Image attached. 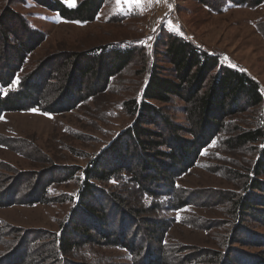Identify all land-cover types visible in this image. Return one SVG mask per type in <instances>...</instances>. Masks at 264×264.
I'll return each mask as SVG.
<instances>
[{"label": "rangeland", "instance_id": "obj_1", "mask_svg": "<svg viewBox=\"0 0 264 264\" xmlns=\"http://www.w3.org/2000/svg\"><path fill=\"white\" fill-rule=\"evenodd\" d=\"M62 1L71 6L67 0ZM79 1L74 0V6ZM219 2L104 0L94 20L79 22L62 18L36 0H0V11L9 6L42 32V39H37L16 78L27 77L36 70L43 72L42 94L49 98L55 93L54 84L59 82L61 88L70 70L77 78L69 90L73 95H82L71 106L67 104L68 97L57 101L60 104L51 113L18 109L0 115V261L135 264L133 254L127 250L102 244L85 243L66 253L60 252L55 259L48 254L57 247L56 234L74 205L80 170L73 172L108 150L110 143L136 120L127 111L128 101L141 97L153 64L168 66L160 53L167 33L182 34L217 54L223 63L246 71L258 81L264 94V1L257 6H233L226 2L221 4V11L215 9ZM117 42H130L133 52L105 88H96L97 84L103 85L101 79L106 68L105 62L91 56L92 49ZM1 43L0 40V48ZM7 56L0 49V67H4L2 59ZM94 59L99 62L97 69L91 71L90 66L96 67ZM98 69L99 73H95ZM66 91L63 89L59 96H54L63 98L70 92L65 94ZM153 102L163 106L170 122L182 127L180 136L189 138L188 129L194 117L184 108L190 104L178 97L167 103ZM259 107L261 113L264 99ZM254 114L248 111L227 119L230 123L226 130L202 151L193 167L177 177L176 199L157 195L146 197L141 206L130 202L137 208L143 207L145 212L135 227L143 239L145 224L158 222L160 240L152 245L161 242L158 246L165 247L168 255L155 264H252L253 259L264 257V218L238 217L237 220L231 207L234 195L241 191L240 178L233 172H242V166L251 163L256 152L252 146L232 148L230 142H223L232 134L233 126L248 127ZM163 126L161 121L149 125L167 135ZM98 182L103 187L107 185L110 191L126 195V199L135 196L131 186L118 179ZM43 191L47 201L32 198L39 197ZM178 196L184 204L176 202ZM12 201L17 202L12 204ZM109 210L113 222L130 223L126 218L128 212H117L111 207ZM75 220L67 219L69 227L77 226ZM39 252L45 255L43 260Z\"/></svg>", "mask_w": 264, "mask_h": 264}, {"label": "trees", "instance_id": "obj_2", "mask_svg": "<svg viewBox=\"0 0 264 264\" xmlns=\"http://www.w3.org/2000/svg\"><path fill=\"white\" fill-rule=\"evenodd\" d=\"M36 1L64 19L79 22L94 20L104 2V0H81L71 7L62 0ZM205 1L209 3V0ZM263 1L220 0V6H216L215 9L223 10L222 5L226 2L233 6H257ZM41 33L11 7L5 6L0 11L2 42L0 49L9 54L7 59H2L4 67H0V115L18 109H39L44 113H51L52 108L58 107L60 104L58 102H62L61 99L68 97L67 104L71 106L82 96L73 95L69 90L77 78L70 70L61 88L59 82L54 84L55 93L49 98L48 95L42 94L43 72L38 73L39 70H36L27 77L16 78L19 67L33 51L38 40L42 39ZM166 38L163 42L164 50L160 53L163 62L168 66L153 64L142 87L141 97L131 98L128 101L127 111L130 115H135L136 120L121 132L114 143H110L111 147L108 150L73 172L75 174L80 170L78 171L80 184L73 198L74 205L69 216L56 234L57 247L52 254H48L52 258L58 257L60 252L66 253L85 243H91L127 250L133 254L135 264L161 262L168 255L167 249L158 246L161 242L152 245L153 241L160 240L157 232L158 222L149 226L145 224L142 231L147 238L143 239L140 236L141 231L135 232V227L137 219L145 212L143 207L137 208L130 202L141 206L145 204L146 197L157 195L158 198L166 199V196L170 195L176 199L177 177L193 167L202 151L217 138L219 133L226 130V126L230 123L227 121L228 118L248 111L255 112L250 125L243 129L240 125L233 126L232 134L223 141L226 144L230 142L232 148L236 145L244 146L246 149L252 146L256 152L253 161L242 166V172H233L234 174L236 172L241 180V183L239 180L241 191L238 195L233 194L231 207L233 216L237 220L238 217L264 218V178H262L264 176V110L259 112L264 94L260 84L246 71L223 63L217 54L201 48L182 34L169 32ZM133 49L134 46L130 42L108 43L92 49L91 56L100 58L105 62L103 65L106 68L101 79L104 83L97 84L96 88L97 86L105 88L108 80L127 64ZM94 60L97 62L96 67L90 66L91 71L97 69L99 62ZM77 61L81 63L80 59ZM90 62L92 64L91 60ZM95 73H99V69ZM17 80L18 83L14 84L13 81ZM63 89L67 90L65 94L70 92L63 98L55 97L59 96ZM54 97L55 99H52ZM172 97H178L190 104L189 108H184L186 113L194 117V122L188 129L190 136L187 139L179 134L182 127L170 122L165 116L163 106L153 102L167 103ZM62 105L63 103L61 107ZM159 121L164 125L163 127H166L167 135L162 129L149 127V125H157ZM143 123L146 126H143ZM241 149L240 147L239 150ZM111 178L131 186L134 198L126 199V195L110 191L107 185L103 187L98 182L106 183ZM126 186L120 187L123 189ZM32 198L38 202L47 201L44 191L39 197ZM176 202L184 204L182 197ZM128 204L129 207L125 209V205ZM110 207L117 212H128L126 218L130 223L113 222L110 217ZM75 218L77 226L69 227L67 219L73 221ZM64 227L67 229L64 230ZM38 254L43 260L45 255L40 252ZM26 258L27 253L24 261ZM253 260L252 264H264L263 256ZM0 264H10V261L3 259Z\"/></svg>", "mask_w": 264, "mask_h": 264}, {"label": "snow or ice", "instance_id": "obj_3", "mask_svg": "<svg viewBox=\"0 0 264 264\" xmlns=\"http://www.w3.org/2000/svg\"><path fill=\"white\" fill-rule=\"evenodd\" d=\"M67 2H69L71 6H74V0H67ZM137 2H138V0H137ZM169 7H170V5H169ZM149 39H151V38L149 37ZM13 83L14 84L18 83V80L17 81H13Z\"/></svg>", "mask_w": 264, "mask_h": 264}]
</instances>
